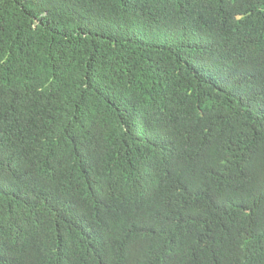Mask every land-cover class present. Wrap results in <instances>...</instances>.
Returning a JSON list of instances; mask_svg holds the SVG:
<instances>
[{"label": "trees", "instance_id": "1", "mask_svg": "<svg viewBox=\"0 0 264 264\" xmlns=\"http://www.w3.org/2000/svg\"><path fill=\"white\" fill-rule=\"evenodd\" d=\"M0 264H264V0H0Z\"/></svg>", "mask_w": 264, "mask_h": 264}]
</instances>
